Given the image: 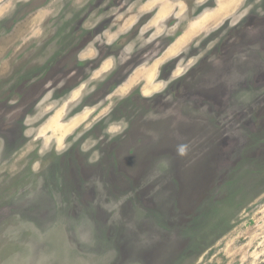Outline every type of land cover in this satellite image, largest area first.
Returning <instances> with one entry per match:
<instances>
[{
    "label": "rangeland",
    "instance_id": "obj_1",
    "mask_svg": "<svg viewBox=\"0 0 264 264\" xmlns=\"http://www.w3.org/2000/svg\"><path fill=\"white\" fill-rule=\"evenodd\" d=\"M0 264H264V0H0Z\"/></svg>",
    "mask_w": 264,
    "mask_h": 264
},
{
    "label": "flooded vegetation",
    "instance_id": "obj_2",
    "mask_svg": "<svg viewBox=\"0 0 264 264\" xmlns=\"http://www.w3.org/2000/svg\"><path fill=\"white\" fill-rule=\"evenodd\" d=\"M102 31H103V28L100 30V31H98V32H95L94 33V38L96 37V38H101V34H102ZM85 34V33H84ZM84 34H81L80 32H78V33H76V30H74V32H73V35L74 36H79V37H81V36H83ZM91 33H86V35L84 36V37H81V38H79V39H83V38H86L85 40H83V42L84 41H86L87 39H89V38H91V35H90ZM90 35V36H89ZM89 36V37H88ZM79 39H77V40H75V41H81V40H79Z\"/></svg>",
    "mask_w": 264,
    "mask_h": 264
}]
</instances>
